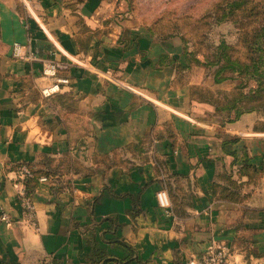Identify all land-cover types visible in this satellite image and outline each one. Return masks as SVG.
Masks as SVG:
<instances>
[{
	"label": "crops",
	"instance_id": "obj_1",
	"mask_svg": "<svg viewBox=\"0 0 264 264\" xmlns=\"http://www.w3.org/2000/svg\"><path fill=\"white\" fill-rule=\"evenodd\" d=\"M1 1L0 204L14 221L0 223V264H180L212 238L229 264H264V129L223 101L237 79L113 0H37L27 21ZM14 41L40 59L13 57ZM45 58L66 64L48 97Z\"/></svg>",
	"mask_w": 264,
	"mask_h": 264
},
{
	"label": "rangeland",
	"instance_id": "obj_2",
	"mask_svg": "<svg viewBox=\"0 0 264 264\" xmlns=\"http://www.w3.org/2000/svg\"><path fill=\"white\" fill-rule=\"evenodd\" d=\"M113 1L150 33L160 38L179 36L213 72L236 78L238 85L223 94V101L254 110L264 129V0ZM19 2L23 5V0ZM3 6L0 0V85L1 59L8 56L1 33Z\"/></svg>",
	"mask_w": 264,
	"mask_h": 264
},
{
	"label": "built area",
	"instance_id": "obj_3",
	"mask_svg": "<svg viewBox=\"0 0 264 264\" xmlns=\"http://www.w3.org/2000/svg\"><path fill=\"white\" fill-rule=\"evenodd\" d=\"M23 5L25 9L23 18L27 21L32 16V11L38 8V1L23 0ZM11 55L25 61H36L40 59L37 48H31L19 41H14L12 43ZM41 61V73L48 79V83L42 86L41 93L44 97H48L59 91L61 83L66 82V78L59 75V71L64 69L66 64L52 58H45ZM31 175V167L26 164L19 165V176L23 181L26 177ZM41 180H45V177H41ZM156 198L159 206L169 212L171 209V201L167 190L165 188L157 190ZM19 199L24 208L26 221L37 228L36 208L31 196L27 193L25 188H21L19 191ZM13 221V216H11V214L0 204V223L9 225ZM230 256L231 248L228 243L224 240L212 238L205 245L201 255L191 256L180 264H229Z\"/></svg>",
	"mask_w": 264,
	"mask_h": 264
},
{
	"label": "trees",
	"instance_id": "obj_4",
	"mask_svg": "<svg viewBox=\"0 0 264 264\" xmlns=\"http://www.w3.org/2000/svg\"><path fill=\"white\" fill-rule=\"evenodd\" d=\"M233 104H235V105L237 106V108H238L237 112H238V113H241V112L245 111V110H242V108L239 106V104H238L237 102H233ZM248 110H249V108H248ZM246 111H247V110H246ZM21 164H26V165H28L29 167H31V170H32V175L29 176V177H26V178L24 179V182H25V183L27 184V186H28L29 181L35 176V172H36V170H35V168H34L32 165H30V163L25 162V163H20L19 165H21ZM29 193H30V191L28 190V194H29Z\"/></svg>",
	"mask_w": 264,
	"mask_h": 264
}]
</instances>
